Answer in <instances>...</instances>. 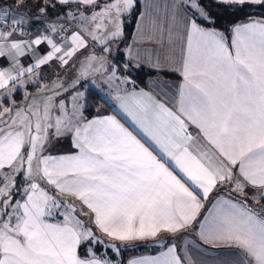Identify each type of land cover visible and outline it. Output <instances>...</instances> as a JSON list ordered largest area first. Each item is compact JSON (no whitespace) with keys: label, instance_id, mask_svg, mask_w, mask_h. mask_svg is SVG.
I'll list each match as a JSON object with an SVG mask.
<instances>
[{"label":"snow or ice","instance_id":"1","mask_svg":"<svg viewBox=\"0 0 264 264\" xmlns=\"http://www.w3.org/2000/svg\"><path fill=\"white\" fill-rule=\"evenodd\" d=\"M0 264H264V0H0Z\"/></svg>","mask_w":264,"mask_h":264},{"label":"crops","instance_id":"2","mask_svg":"<svg viewBox=\"0 0 264 264\" xmlns=\"http://www.w3.org/2000/svg\"><path fill=\"white\" fill-rule=\"evenodd\" d=\"M133 31H134V29H133ZM129 38H131V37H129ZM133 78L137 79V82H138L140 87H142V88H148L149 87V84L147 83L149 77L147 75H145L144 73H141L139 75V77H136V75L134 74ZM167 80H168L169 84H176V83L180 82L181 77L177 74H170L167 77ZM109 111H110V109H109ZM67 150H68V146L66 144H62L56 149V151H58V152H64ZM141 254H143V255H154V254H156V252L153 248L148 247L147 250H144L143 252L126 254L125 256H123V259L126 261L128 258H130L132 256H138Z\"/></svg>","mask_w":264,"mask_h":264},{"label":"trees","instance_id":"3","mask_svg":"<svg viewBox=\"0 0 264 264\" xmlns=\"http://www.w3.org/2000/svg\"><path fill=\"white\" fill-rule=\"evenodd\" d=\"M221 15H223V13H221ZM258 15V13H257ZM241 19H243V17H241ZM225 23H231V21H225ZM133 29H134V25H130L128 28H127V32H128V36L131 37L132 35V32H133ZM144 250H147V248H144V247H140L138 248L137 250H132V251H127L124 256L126 254H133V253H138V252H143Z\"/></svg>","mask_w":264,"mask_h":264}]
</instances>
